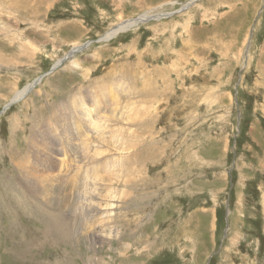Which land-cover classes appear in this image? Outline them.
Instances as JSON below:
<instances>
[{
	"label": "rangeland",
	"instance_id": "obj_1",
	"mask_svg": "<svg viewBox=\"0 0 264 264\" xmlns=\"http://www.w3.org/2000/svg\"><path fill=\"white\" fill-rule=\"evenodd\" d=\"M18 1L0 0V264H90L89 241L31 242L21 257L13 249L23 234L48 239L43 225L58 190L81 198L83 167L39 195L46 173L29 167L49 159L56 164L47 173L57 174L56 132L77 117L67 103L82 93L77 102L92 105L89 91L101 85H110L97 92L104 102L119 101L106 115L123 113L119 151L106 150L122 157L106 181L120 225L98 245L101 264H264V0ZM140 16L147 20L103 39ZM89 146L97 144L81 145Z\"/></svg>",
	"mask_w": 264,
	"mask_h": 264
},
{
	"label": "bare ground",
	"instance_id": "obj_2",
	"mask_svg": "<svg viewBox=\"0 0 264 264\" xmlns=\"http://www.w3.org/2000/svg\"><path fill=\"white\" fill-rule=\"evenodd\" d=\"M3 2H6V1H3ZM25 2H26V0H25ZM26 5L27 4H25V7H26ZM188 5H189V3L184 4L182 8H185ZM22 10H26V9L24 8ZM146 20H147L146 16H140V17H136L133 19L123 20L119 24H116L114 27L110 28V30L107 32L108 34L103 39L109 38V37L121 32V31L126 30L127 28H129L133 25H136L138 23H143ZM8 35H10V34H8ZM20 39H21V36H20ZM73 48L75 51H78L82 47L75 46ZM130 76H133V75H130ZM37 79L38 80L34 79L32 82H30L29 84L24 86L22 89L18 90L15 93V95L13 96L14 98L12 100L10 99L9 103L10 102L12 103V101H16L17 99H21L29 91H31L33 86L37 82H39V80H40L39 77ZM109 86L110 85H106V86L101 85L100 89L103 91L104 88H109ZM96 89H97V87H96ZM96 89H91V90L89 89L90 90L89 92H91V94L94 96V100H95L92 105L84 106L83 104H80L77 102L79 100L80 96L82 95V93H80L79 96L74 101H69L68 103L66 102L67 104L70 105V108H74V105L75 106L77 105V107L74 108L72 111L69 109L71 111V113H73V117L74 116H77V117H74V119H73L70 116L71 117V124L70 125L67 124L70 122H63L64 125H61L60 129H58V130L56 129L57 132H56L55 139L57 138V141H56L57 146L55 147V151L57 150V152H58V151L62 150L59 155L63 156V158L60 159L61 162H59L61 164H59V166H57V165L54 166V168L55 167L58 168L57 174H54L55 172L53 174H52V172H51V174L47 173L48 170L53 165L56 164V162H54V161L52 162L49 159H48L49 160L48 161L46 159L47 157L45 158L46 160H41V161L35 160L34 162L37 164V166L35 168L29 167L31 169L30 173H35L36 175L38 174V176L40 175V177H42V174L45 175V173H46V176H47V181H46L47 183L44 181L46 183L45 188L43 189V188L38 187L39 189L33 190V192L35 193L34 195H39V194H41L42 191H48V187L52 186L53 183L64 184V183H67L71 180H74V179H69V178L68 179H63V178L61 179L60 175H63V174L67 175L68 174L69 175L68 177H70L71 175L76 173V171H79V169H81L83 167L84 178L86 180V183L83 184L81 189L78 188V190H81V198L77 195L80 192L76 191L77 192V194H76L74 191H72L74 188L72 190L65 188L64 194L61 192V189L58 190V192L55 195V198H56L55 205L52 206V209H51L53 211V214L49 213L50 216H47L49 221L44 223V225H43V230H48V231H46V235H47L48 239L47 240L40 239L36 243V241H37L36 238H34L32 236L26 237L23 234V236L21 238L22 244L20 243L21 241H19V244H15V249H13L15 254L19 257L30 252L28 244L31 242H34L35 243L34 245H36V247L38 248V247L42 246L44 243H47V242L51 243L53 241L54 242L57 241L56 243L61 242L64 244L73 242V243H76L75 245H78L81 241H83V242L89 241V245H87L89 255L88 256L86 255V261L90 264H101V263H104L102 258H99V259L96 258V256H97L96 251L98 249V245H105V244L109 243L110 241H112L113 238L117 236V233H118L117 225H120V224H116V221H117L116 218L117 217L115 216L116 214L113 211V204L110 202L111 200H108V199H112L115 197L113 195V192L115 189H113L112 187H108L106 184V181H110L109 177H110L111 172L113 175L115 172L116 177L119 175V173L116 171H120L122 169L121 168L122 157H121V155H120V157L119 156H113V155L108 156L107 151H108V153H110L114 147L116 150L119 151V147L122 143V141H121L122 136H121L119 127L117 126V120H118V118L123 116V113L120 111L121 113H119L118 117H117L116 113H114V112L106 115L107 113H105V112L108 109L111 108L114 111L116 110L119 101L113 100V97H111L110 101L108 100L107 102L106 101L104 102L103 101L104 98L101 97L99 94H97V92H99L101 90L98 91ZM143 92L147 96V95L153 94L154 90L151 91L150 93H148L149 89L147 88ZM113 95L115 98L116 94L114 93ZM102 103H104L106 106V109H104V110H101L100 108H98V106L101 105ZM141 103H148V98L143 97V101H141ZM126 106H128V103L126 104ZM65 107L66 106L62 105V109H60V110H63ZM80 108H85L86 110H83ZM139 110H138V112H139ZM114 117L116 119H114ZM110 119L114 121L113 122L114 124H112V123L110 124V122H109ZM125 120L128 121L130 124V126H128L127 128L131 129V126L134 125L133 118L130 117L129 115H126ZM137 120H138L137 122L139 123V117H137ZM144 120L147 121L148 117L144 118ZM143 125L145 126V124H143ZM137 127H138V124H137L136 128ZM108 128H110V129H108ZM58 135H62L66 139L64 143H61L62 141L57 137ZM108 138H110V139L108 140ZM83 139H85V140H83ZM94 141L97 144V146H89V147H87L88 148L87 151L82 150L81 145H85V144H87V145L91 144L92 145V143ZM62 145H64L63 149L61 148ZM109 145L111 146L110 147L111 150L107 149V147H109ZM74 146H80L81 149H75ZM103 146L105 149H103ZM51 149H52V147H49L48 152L52 151ZM93 150H95V151H93ZM55 151H52V152L54 153ZM91 151H93V152H91ZM135 154L136 153H134V155ZM144 155H146V154H144ZM145 157H143V158H145ZM150 157H152V155ZM51 158H54V157L51 156ZM127 158L129 159V157H126L125 161L128 160ZM64 159L67 163L77 161V165H76L77 167H72V166H75V165H72L69 168L68 164H64V162H63ZM107 160H111V161H109V163L106 165L105 162ZM25 162L27 163V161H25ZM112 163L114 164L113 166H112ZM125 169L130 170L128 164H126ZM104 172H106V173H104ZM19 173L23 176V178L26 177L25 182L28 185H30L29 180H28L29 178H32L31 175L28 176V174H30V173L24 169L21 170ZM21 175H19L18 177L20 178ZM37 179H39L41 182L43 181L42 178H37ZM101 182L103 185L102 192H101L100 188H98V186H99V184H101ZM64 185H66V184H64ZM69 185L72 186V184H69ZM21 186L22 185L13 186L12 192L17 190ZM53 192H54V188H53ZM71 192H72V195H70ZM73 193H75V194L73 195ZM98 193H100V194H98ZM18 194H19V192L15 191V193H13L12 196H17ZM8 195H9V191H8ZM128 195H130V194L128 193ZM21 197L22 196H20L19 198H21ZM0 200H2V198ZM5 201L8 202L7 197L5 198ZM50 203H51V201L49 200L48 204H50ZM38 206H41V205H35L34 207H38ZM6 207H7V205H6ZM8 211L11 215H14V216L17 215V213L13 214V212L10 209H8ZM8 211H7V213H8ZM19 211H20V209H19ZM97 212L100 215L98 214L99 216L96 219L95 218L94 219L89 218L91 213H93V215L95 216L97 214ZM87 220H89L90 222L87 223ZM118 252L122 254L121 250ZM36 264H38V263L36 262Z\"/></svg>",
	"mask_w": 264,
	"mask_h": 264
},
{
	"label": "water",
	"instance_id": "obj_3",
	"mask_svg": "<svg viewBox=\"0 0 264 264\" xmlns=\"http://www.w3.org/2000/svg\"><path fill=\"white\" fill-rule=\"evenodd\" d=\"M102 37H103V36H102ZM102 37H101V38H102ZM74 51H75V50H72V53H73ZM10 103H11V102H10ZM10 103H9V104H10ZM7 106H8V104L4 106L3 110H4Z\"/></svg>",
	"mask_w": 264,
	"mask_h": 264
}]
</instances>
